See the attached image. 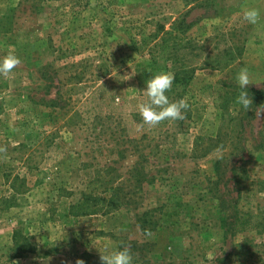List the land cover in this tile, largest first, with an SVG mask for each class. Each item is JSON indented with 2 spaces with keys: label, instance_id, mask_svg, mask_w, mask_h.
Instances as JSON below:
<instances>
[{
  "label": "rangeland",
  "instance_id": "rangeland-1",
  "mask_svg": "<svg viewBox=\"0 0 264 264\" xmlns=\"http://www.w3.org/2000/svg\"><path fill=\"white\" fill-rule=\"evenodd\" d=\"M245 8L259 10L257 24ZM164 38L170 51L192 45L199 69L183 93L186 118L149 127L141 74ZM10 46L22 63L0 92V264H102L123 247L133 264H264L263 114L243 135V161L231 143L240 68L249 87H264V0H0V61ZM230 55L238 59L226 67L206 64ZM143 133L120 159L116 143ZM140 154H150L142 183ZM234 164L255 213L238 234L221 210L237 196ZM90 194L107 212L64 225L60 204L76 213Z\"/></svg>",
  "mask_w": 264,
  "mask_h": 264
},
{
  "label": "trees",
  "instance_id": "trees-1",
  "mask_svg": "<svg viewBox=\"0 0 264 264\" xmlns=\"http://www.w3.org/2000/svg\"><path fill=\"white\" fill-rule=\"evenodd\" d=\"M180 26L184 25V21H180ZM168 35V33H165ZM170 46L168 45L167 39H161V41H158L156 44H154L152 52H150L152 55L151 62L149 64L143 65V71L141 74V78L144 80H149L151 76L156 75L159 72H167L168 69V63L169 61L172 62L175 66L173 69V74H174V83L172 85V94L176 93L175 97L172 99L175 101H178L180 99H183L185 95L183 93L186 91L187 87L190 86L192 80L195 77L196 71L199 69V65L193 64V60L188 58V53L187 50L190 52H193L194 47L192 45L188 46H181L179 44H175V47L173 48L172 51H170ZM154 51H157V55L153 53ZM238 59V56L235 55H230L228 59L224 63H222V59L218 58L215 63H208L209 61L206 62V64L213 65L216 69L221 68V67H226L236 61ZM159 60H165L167 65L163 66L160 64ZM215 64V65H214ZM169 72V71H168ZM8 88V80L4 75H0V92L4 91L5 89ZM241 89L239 86L234 87L233 94H235V97L232 98V100L236 101V98L239 94ZM168 94V92L166 93ZM248 94L249 97L252 98V106L249 109H244L240 105V112L237 114V117L234 119L236 123L239 124V130H235L233 133V145L235 146L236 149V154H233L234 157H238L240 161H243V156L241 151L239 152V149L242 150L243 147H241V140L243 139V135L245 134V131L247 129V126H253V121L257 118V113H262L263 114V129H264V87L261 89H256L254 87H248ZM169 120L164 121L161 123V125L165 126L167 125ZM162 127V126H160ZM117 129V128H116ZM152 132V131H151ZM154 132V131H153ZM151 134V133H148ZM148 134H142L141 137H134L132 135L128 134V137L120 143L118 141L116 143L117 147L119 148L121 146L122 149L117 150V154L120 159L125 158V151H127L126 147L124 145L128 144L129 146H132L134 143L139 144L136 145L137 148L140 147V142L138 140H144V138L149 139ZM226 134H223V131L221 130L218 137H217V144L220 145L223 142V137ZM120 140V138L116 139ZM236 142V144H234ZM133 153H130V156L135 155L138 151L136 147H131ZM197 149L194 150V155H196ZM232 154H229L226 158H222L216 162V170L221 176L222 174V168H223V163L225 160H229ZM150 158V154L148 155H143L140 154L138 156V159L140 161L136 162V168L134 171H138V176H142L137 180V182L142 183L147 181V175H144L142 173L143 166H144V161L148 160ZM240 166H237L234 164L232 167V178H230L229 182L233 184L234 190L237 191V196L233 197L230 201H224L221 205V210L227 214V217L224 219V222L226 225L229 226V229L232 234H238L246 231L250 227H253L252 222L254 220V212L251 209L245 208V205H243L242 201L244 199V196L242 194V191L244 189V186L242 181L240 180V177L237 173V169H240ZM141 170V171H140ZM131 174V173H130ZM100 204V199L96 197L93 194L90 195H85L84 197V204L77 210L78 212L71 211L74 209L73 208H68L63 203L60 204L59 209H58V217L60 218L61 222L64 225H71L76 221V218L80 215H88V214H98L99 212H107L105 209L99 205ZM250 204V203H248ZM75 213V214H74ZM259 218V217H258ZM258 222V221H257ZM250 226V227H249Z\"/></svg>",
  "mask_w": 264,
  "mask_h": 264
},
{
  "label": "clouds",
  "instance_id": "clouds-1",
  "mask_svg": "<svg viewBox=\"0 0 264 264\" xmlns=\"http://www.w3.org/2000/svg\"><path fill=\"white\" fill-rule=\"evenodd\" d=\"M242 16L244 21L255 25L260 19V12L255 8H245ZM21 63L22 59L15 54L14 47L10 46L9 52L5 55L3 60L0 61V75L7 76L11 74ZM124 77H128V79L131 78L127 75ZM174 79L173 73L162 71L151 76V78L146 81V90L143 91V94L148 98V102L141 103L138 106V111L144 125L157 127L166 120L181 121L186 118V111L189 108L187 98L171 102L166 95V93L171 90ZM236 80L241 89L236 98V103L247 110L252 106V98L249 97L248 94V87L251 85V79L247 67L240 68ZM6 151V148H0V152ZM145 231L148 235H151L149 230ZM100 259L102 264H133V255L129 247H123L107 255H100ZM76 264H84V262L78 260Z\"/></svg>",
  "mask_w": 264,
  "mask_h": 264
}]
</instances>
